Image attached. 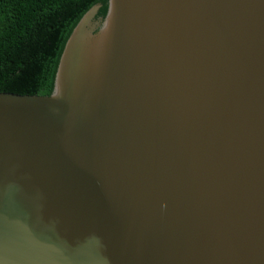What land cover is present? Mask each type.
Instances as JSON below:
<instances>
[{
	"label": "water",
	"instance_id": "obj_1",
	"mask_svg": "<svg viewBox=\"0 0 264 264\" xmlns=\"http://www.w3.org/2000/svg\"><path fill=\"white\" fill-rule=\"evenodd\" d=\"M99 7L0 91V264H264V0Z\"/></svg>",
	"mask_w": 264,
	"mask_h": 264
},
{
	"label": "trees",
	"instance_id": "obj_2",
	"mask_svg": "<svg viewBox=\"0 0 264 264\" xmlns=\"http://www.w3.org/2000/svg\"><path fill=\"white\" fill-rule=\"evenodd\" d=\"M108 0H0V91L49 95L59 57L80 19Z\"/></svg>",
	"mask_w": 264,
	"mask_h": 264
}]
</instances>
